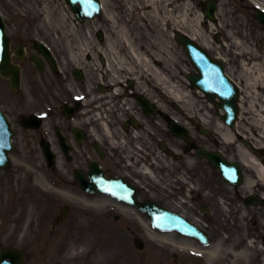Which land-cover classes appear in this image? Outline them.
<instances>
[{"label": "flooded vegetation", "instance_id": "flooded-vegetation-1", "mask_svg": "<svg viewBox=\"0 0 264 264\" xmlns=\"http://www.w3.org/2000/svg\"><path fill=\"white\" fill-rule=\"evenodd\" d=\"M23 1L25 0H21V2ZM0 3L3 4V12L7 17L5 22L11 36L10 45L14 62H20L24 70L33 72L36 70L33 56H38L43 61V71H51L49 75L46 74L39 79H36L33 74L28 75V84L30 88H33L31 101H26L21 97L12 101L4 100L5 104L12 109L32 106L38 109L37 111H41L45 106H50L48 119L44 125H39L34 130L35 135L30 145L35 146L34 143H37L40 146V143L47 138L45 137L47 134L54 146H60L57 136L60 133L71 146H94L96 140L91 136L98 135L99 137L97 136L96 139L104 144L106 153L104 158L95 154L99 158L105 174L123 176L138 187L141 199L153 198L162 206L181 213L196 223L204 224L202 229L210 239V245L206 249L207 258L218 257L232 260L239 258L243 264L246 260L250 264H264L261 255L262 252L264 253V241L259 243L262 250L256 248L248 254H244L243 251L247 245L243 238L253 237L257 234L260 239L264 240V224L259 226V221L254 220L253 224L258 227L255 230H249L248 233L240 234H237L239 233L238 226L235 227V230L224 228L222 220L225 217L222 203L219 200L221 196H224V192L215 188L212 163L203 160L200 165L198 164L196 151L198 146H130L131 137L129 136L122 139L126 144L123 142L122 146H110L108 140H104L105 126L114 128L119 125V115L128 116L130 114L129 107L133 105L135 107L136 104L138 112L142 116H146L145 110L137 100L139 95H146L153 101L158 100L160 104H163V108H157L154 116L160 118L161 122L165 124L167 116L164 106L167 101L161 90L149 85L143 89L135 90L131 80L116 88L108 84L102 85L100 80L94 78L95 72L92 70H87L86 75L80 81L71 80L68 73L63 76L53 73L39 42L43 41L48 51L56 57L59 66H63L69 62L68 47L65 46L67 41L61 36L64 33L34 30L36 24L28 21L15 25L12 30L9 25L14 16L7 11L4 0H0ZM88 34L93 36V40L85 38L84 42L94 44L98 40L99 34L96 32H88ZM100 50L101 47L98 46L82 47L81 51L84 56L81 57V60L93 61L96 58H93L92 55H98ZM19 53H23V60L17 56ZM71 76L73 77L72 72ZM117 91L121 94L116 95ZM74 94H82L84 98L78 102L73 101L71 98ZM66 101L70 102L69 115L62 113ZM18 125L20 126L19 123ZM22 128L26 130L24 127ZM73 129L83 133L85 139L81 142L76 140ZM206 147L211 148L210 146ZM66 168L68 171L70 170L69 163L66 164ZM53 172H57V170L54 169ZM245 203H247L246 198ZM260 207V204L257 205L256 211L264 213V208ZM259 208L260 210H258ZM205 210L207 213L204 212ZM216 227L219 229L216 230ZM220 239L222 244H220ZM192 242L199 245L197 240H192ZM195 245L189 246L199 249ZM221 248L224 252L217 255ZM174 258L176 261L181 258L189 260L190 256L187 253H179L174 254Z\"/></svg>", "mask_w": 264, "mask_h": 264}, {"label": "rangeland", "instance_id": "rangeland-1", "mask_svg": "<svg viewBox=\"0 0 264 264\" xmlns=\"http://www.w3.org/2000/svg\"><path fill=\"white\" fill-rule=\"evenodd\" d=\"M106 1L107 5L113 7L114 9L119 7L117 10L118 17L122 21H127L126 24L129 28V33L136 41L148 48L154 47L156 50L160 48V51L165 57L163 67L166 70L168 77L172 79L174 77L177 78V76H175L177 74L175 68H180L184 72L191 69L190 65L188 66L184 63L186 62L185 59L187 57L184 48L182 51L180 48L174 50L172 47L169 51L170 45L168 43L172 41V39L169 38L172 36L173 31H176L175 27L170 25V22H165L163 25H159L157 21H152L150 23L148 20H135V16L130 14L126 7H124L123 2H125V0ZM132 1L133 0H128L127 2ZM216 1L219 3L220 0ZM166 2L167 0H159L158 6L160 8V16L164 14L163 11H166L167 8H170V11H172L173 7L168 6L166 8ZM204 2L205 1H201L198 4L191 2L189 5L192 7V14L189 12L191 20L187 23H179L181 15L184 13L182 4L180 3L179 7L174 12L176 17V26H183L184 28H182L190 33H193L194 31L191 25L195 26V31L198 33L196 40L199 43L204 45L207 41H210L211 43L213 42V45L210 46L211 48L206 47L212 54L222 57L226 60V62L231 61L233 64H240L239 61L241 62V59H239L235 51L225 48L223 42H227L226 37L222 36L221 41L218 39L216 40L213 38V35L216 33L209 31L210 23L205 22L204 26H200V23L197 22V20L200 21L203 19ZM232 2V9L236 12L239 20H242L243 24L248 29V31L245 32L250 33L249 38L253 43H256L257 49L261 51L264 58V27L255 18L256 8L249 3V0H232ZM69 12L65 14V17L72 22V18L69 16L71 12ZM167 14L168 13L166 12V15ZM105 17L106 16H102L99 19L100 26L103 30H110V24ZM162 39L165 40L166 43ZM171 45L176 46L173 42H171ZM134 64L137 67L139 66L137 63ZM173 64L177 65L173 66ZM236 65H234V67H236ZM239 66V78L244 90V107H242L241 119L238 128L241 132L249 135L255 143L261 142V144L264 145V141L262 142L260 140L258 131H256L257 129H251L249 125L250 120H252L251 115L254 117L253 120H256L260 116L259 111L264 108V97H262L264 94L259 97L257 96L254 87L251 84L249 86L246 81L247 76H245V71L242 68V65L240 64ZM141 73H143V71ZM144 74L146 73L144 72ZM197 104L200 105L199 102H197ZM256 106H258V108H256ZM207 117L209 121L214 123L215 127H218L217 120L219 119L216 116L209 115ZM256 123L257 126L254 123L255 128L259 126V123ZM176 142H178V140ZM221 144L222 146H236L235 143L228 144L226 142H221ZM17 148V152L12 155L14 160L12 167L6 171L0 170V235L5 233L11 234V230L13 229L15 222L22 227L24 225V221L26 222V219L29 216L33 221H38V219H40L43 224H51L54 212H59L62 206L67 202V198H64L62 193L57 191L51 196L53 200V204H51V206L43 203L42 205L45 207L42 209L40 205L37 204V200H46V198L41 196V192H43L46 188V174L43 170L39 171L37 169V167L42 163L41 154L38 153L39 155H36L34 153V149H37L36 146H17ZM34 180L39 183V187ZM41 186H43V189ZM90 204L93 205V203H82L81 200L76 199V202L71 204L73 212L70 215L69 220L66 221L63 226H59L57 228L54 227L53 235L54 237H57L59 243L61 242L60 248L58 243H48L49 246L47 250V248H45V243H42L41 245L32 248V256L26 264H41V257L46 251L49 255V261L52 262H55L60 258L69 261L70 258H72V262L74 264H87V262H91L89 257L74 255L73 252L88 247L91 243L97 244L96 250L97 253L101 254V256L104 255V257H107L108 261L113 259V261L109 264H143V253L137 251L129 234L125 231L119 230L117 232L118 241L114 240L113 229L110 227L111 215L109 214V216L94 210L92 211L93 206ZM50 208L52 210V214L50 213L47 216ZM93 223L98 224L93 225ZM48 236L49 234H46L45 237H41V241H45V238L49 239ZM8 239L10 241H14V237H9ZM26 240L27 238L23 241ZM30 244L31 245H27V247L31 249L35 243L30 242ZM65 244L68 245L67 249L70 251H66L62 254L61 252L63 249L61 247ZM148 245L149 246L146 252L148 251L149 255L152 256L153 261L151 263L157 264L154 260L157 259L159 254L158 244L151 241ZM93 260L96 264H105V262H101L99 258H93ZM146 264H148V262Z\"/></svg>", "mask_w": 264, "mask_h": 264}, {"label": "bare ground", "instance_id": "bare-ground-1", "mask_svg": "<svg viewBox=\"0 0 264 264\" xmlns=\"http://www.w3.org/2000/svg\"><path fill=\"white\" fill-rule=\"evenodd\" d=\"M182 4L184 13L181 15L179 22L187 23L191 20L190 13L192 14L191 7L189 6V2L187 0H172L171 5L172 11H167L170 19V23L176 25V17L174 15L175 10L179 7L180 3ZM253 4L259 6L260 8L264 7V0H251ZM128 3V2H127ZM126 3V4H127ZM158 3L159 0H134L130 3L132 8H128L129 12L135 11L133 14H136L137 20H155L157 21L158 16ZM233 2L231 0H220V9L217 12L218 23L212 24V27L209 29L210 32L219 31V34L225 35L228 38L229 42L227 44V48L229 50H234L236 54L241 58L243 68L245 69V76H247L246 81L248 84H251L256 90V94L259 97L264 94V61H262V55H260L255 49V45L251 42L249 36L248 29L243 24L242 20H239V17L236 15V12L232 9ZM105 5V4H104ZM106 18H108L109 22L113 26L114 33L108 34L107 45L113 48L112 53L115 56L114 59L109 57V61L112 66L115 63L116 69L120 67V64L124 61L125 57L120 56V47L123 44L124 46L129 47V52L132 54L134 60L138 62H143L146 65L147 70L150 72V76L152 74L155 75L157 80H160L165 75L159 69L160 58L154 57V55H148L150 52H143L139 50L137 47L142 48V44L137 42L133 36L129 33V28L126 25V22H121L115 13V9L108 8L105 6ZM190 12V13H189ZM161 21V20H160ZM198 23L201 21L197 20ZM204 24V23H202ZM191 25V24H190ZM70 27H72L70 25ZM183 27V26H182ZM178 28L182 30L183 28ZM191 27L194 29L193 33H188L192 37L197 36V32L195 31V26ZM75 30L73 27L71 29ZM183 31V30H182ZM208 46L211 45V42H207ZM147 54V55H146ZM249 56V58L247 57ZM251 70V71H250ZM248 71L250 72L248 74ZM166 83V82H165ZM260 116L256 119L259 121L261 126V138L264 140V108L259 111ZM219 136L223 141L233 142L235 141V136L233 133L227 129L226 127L221 129L219 132ZM238 148L240 146L238 145ZM242 150V149H241ZM249 156L246 157V162L249 166H251L256 175L254 178L261 181L264 184V166L258 161L254 155L251 154L250 151H247ZM249 180H253L250 178ZM252 181H250V184Z\"/></svg>", "mask_w": 264, "mask_h": 264}, {"label": "water", "instance_id": "water-1", "mask_svg": "<svg viewBox=\"0 0 264 264\" xmlns=\"http://www.w3.org/2000/svg\"><path fill=\"white\" fill-rule=\"evenodd\" d=\"M78 11V10H77ZM79 12V11H78ZM184 42L188 43L187 39H183ZM194 79V78H193ZM234 93V89L229 85L226 84V88L224 91V95L226 98L230 97ZM232 98V97H231ZM224 106L228 110V119L232 120L235 116V103H234V97L231 100H226L224 102Z\"/></svg>", "mask_w": 264, "mask_h": 264}]
</instances>
